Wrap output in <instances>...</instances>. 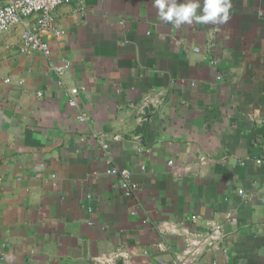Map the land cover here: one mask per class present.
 <instances>
[{"label": "crops", "instance_id": "obj_1", "mask_svg": "<svg viewBox=\"0 0 264 264\" xmlns=\"http://www.w3.org/2000/svg\"><path fill=\"white\" fill-rule=\"evenodd\" d=\"M54 17L48 57L18 52L20 26L0 34V264H264V0Z\"/></svg>", "mask_w": 264, "mask_h": 264}, {"label": "built area", "instance_id": "obj_2", "mask_svg": "<svg viewBox=\"0 0 264 264\" xmlns=\"http://www.w3.org/2000/svg\"><path fill=\"white\" fill-rule=\"evenodd\" d=\"M75 2L82 6L86 0H3V4L0 6V34L7 32L13 27L20 26V39L17 46L18 52L21 54L40 53L45 57H48L51 53L50 45L45 41L43 34H50L54 37H60L63 35V31L58 29L55 25V10L58 6ZM37 16L34 27L29 24V17ZM194 51H199L195 48ZM69 60H62L59 64H51L50 69L55 73L57 77V83L62 87L64 96L69 106H76V97L80 93L81 89L76 87H65L64 78L70 68ZM5 83H17L21 84L22 81L14 78L4 79ZM105 149L107 145L103 146ZM262 161L257 160L256 163L260 164ZM144 169V167H141ZM106 173L117 177L120 180L121 188L126 196H131L136 190V185L132 181L131 171L128 169H121L115 166L107 168ZM54 178V176H52ZM239 195H243V191H238ZM89 198V196H88ZM231 216V213L228 214ZM195 219V217H192ZM218 231L213 229L209 238L210 241L218 240ZM155 247H160L158 244H154ZM185 254H192L185 251ZM179 259V256L177 257ZM180 260V259H179ZM102 264H109L111 262L110 257L101 258L98 260ZM159 264H165L159 262ZM182 264H185L182 262ZM216 264V263H212Z\"/></svg>", "mask_w": 264, "mask_h": 264}, {"label": "water", "instance_id": "obj_3", "mask_svg": "<svg viewBox=\"0 0 264 264\" xmlns=\"http://www.w3.org/2000/svg\"><path fill=\"white\" fill-rule=\"evenodd\" d=\"M142 141V140H141Z\"/></svg>", "mask_w": 264, "mask_h": 264}]
</instances>
